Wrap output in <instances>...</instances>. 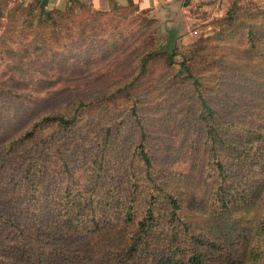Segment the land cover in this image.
I'll list each match as a JSON object with an SVG mask.
<instances>
[{"label": "trees", "instance_id": "obj_1", "mask_svg": "<svg viewBox=\"0 0 264 264\" xmlns=\"http://www.w3.org/2000/svg\"><path fill=\"white\" fill-rule=\"evenodd\" d=\"M73 1L6 15L0 264H264V6L181 51L134 3L112 9L140 12L126 33ZM96 42L112 63L84 70Z\"/></svg>", "mask_w": 264, "mask_h": 264}, {"label": "rangeland", "instance_id": "obj_2", "mask_svg": "<svg viewBox=\"0 0 264 264\" xmlns=\"http://www.w3.org/2000/svg\"><path fill=\"white\" fill-rule=\"evenodd\" d=\"M57 3L56 4H51L50 6L47 5L46 9L50 10L53 9L54 7L58 6L61 8H65L67 3L72 4L74 1L73 0H56ZM238 2L239 6L241 8H246V7H250L252 9L256 8L257 6H264V0H231L227 10L224 12V14L222 16H220L219 19H215V20H210L206 23H200V24H192V25H187L186 27V31L184 32L183 37L186 38L184 39V44H180L179 49L181 51H184L185 48L189 45L188 41L189 40H197L199 39L201 36H205L208 34H211L217 27L216 22L218 20H220L221 18H223L229 9H231V7L234 5L235 2ZM17 4L16 0H0V13L1 12H5L3 15L1 14L0 16V83H9L8 81L4 82V79H6V71H8V65H7V49L9 48V43L6 42L7 38H9V21L6 18V15L9 11V9L13 6ZM113 6L108 10L111 13L102 19H99L98 22L94 23L91 22L89 24V26H87V28L89 29L90 27L93 26H97V27H105V28H109L110 26H114V29H122L124 30L126 33H128L129 29L133 30L132 28L137 26L139 21L137 22L135 20L136 15H141L139 14L140 12L134 11L132 10H119V12H112ZM113 17V20L111 19ZM198 29L199 32L198 34H193L191 33V30H195ZM107 33H109L107 31ZM106 35V33H104ZM16 36H19L16 35ZM107 37L110 36H106ZM163 37L162 36H158V40H162ZM23 40V41H22ZM35 37L34 35L30 34V30H26V32L24 34H20L19 37L15 38L16 43H12L10 44V46L12 47H18V48H29V49H33L36 46L35 43ZM109 40V39H107ZM94 51L95 54H93L91 56V60L89 62H83L80 64V66L84 69V70H90V69H97V68H102V66L108 65L112 62H103L101 61V59L107 55V53L105 54L104 50H103V46L101 43L96 42L94 43ZM34 59V53H30V55H26L23 58V67L26 69H35L33 62H30L31 60ZM120 63V60H119ZM78 66V65H77ZM89 74L88 77H84L83 79H77L74 80L73 84L78 83V84H83V87H92L95 82L93 81L92 77L90 76V72H87L85 74V76ZM25 80L27 79L24 78ZM54 80V78H52ZM92 80V81H91ZM34 83V82H33ZM26 95V96H25ZM23 95L24 97H21L20 100H22V103L20 105H16V106H21V107H26V108H21L20 110L22 112H26L28 110H30L31 108H33L35 105H37V98L38 97H48V95H39L37 93H33L31 95L25 94ZM38 96V97H37ZM29 97V98H27ZM27 101L28 104L25 102ZM30 101H33V103H29ZM34 102H36L34 104ZM38 108V107H37ZM17 111V110H14Z\"/></svg>", "mask_w": 264, "mask_h": 264}, {"label": "crops", "instance_id": "obj_3", "mask_svg": "<svg viewBox=\"0 0 264 264\" xmlns=\"http://www.w3.org/2000/svg\"><path fill=\"white\" fill-rule=\"evenodd\" d=\"M35 0H16L32 3ZM92 5L95 10L108 11L112 6H127L134 3L140 10H146L160 23V35L174 38L176 44H184L187 25L206 23L219 19L227 10L231 0H80ZM49 0L48 5L56 4ZM5 12H2V15ZM1 16V14H0ZM193 40H189L190 44Z\"/></svg>", "mask_w": 264, "mask_h": 264}, {"label": "water", "instance_id": "obj_4", "mask_svg": "<svg viewBox=\"0 0 264 264\" xmlns=\"http://www.w3.org/2000/svg\"><path fill=\"white\" fill-rule=\"evenodd\" d=\"M48 3H49V0H41V3H40L41 8L46 9Z\"/></svg>", "mask_w": 264, "mask_h": 264}, {"label": "built area", "instance_id": "obj_5", "mask_svg": "<svg viewBox=\"0 0 264 264\" xmlns=\"http://www.w3.org/2000/svg\"><path fill=\"white\" fill-rule=\"evenodd\" d=\"M199 30L198 29H195V30H191V33L193 34H198Z\"/></svg>", "mask_w": 264, "mask_h": 264}]
</instances>
